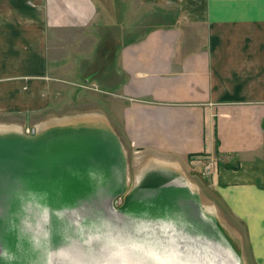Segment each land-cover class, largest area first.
<instances>
[{
  "label": "crops",
  "instance_id": "crops-1",
  "mask_svg": "<svg viewBox=\"0 0 264 264\" xmlns=\"http://www.w3.org/2000/svg\"><path fill=\"white\" fill-rule=\"evenodd\" d=\"M79 79L94 108L53 116ZM9 167L120 195L176 264H264V0H0V201Z\"/></svg>",
  "mask_w": 264,
  "mask_h": 264
},
{
  "label": "rangeland",
  "instance_id": "rangeland-1",
  "mask_svg": "<svg viewBox=\"0 0 264 264\" xmlns=\"http://www.w3.org/2000/svg\"><path fill=\"white\" fill-rule=\"evenodd\" d=\"M136 26H138L136 24ZM110 42V41H109ZM63 94H60V97L58 102L65 101L64 95L68 97V100L65 101V103L61 104L60 110L56 109V112L53 110V116L59 115L62 112L67 111H75L78 110L81 105H86L88 108H94L95 99L94 95L96 94V91L94 89H86L85 84L79 79L78 84L74 86H70V88L62 89ZM91 91V92H89ZM86 92H88V98H84V100H80V97H87ZM86 103V104H85ZM80 105V106H79ZM63 108H65L63 110ZM76 108V109H75ZM15 121H10L9 123H13ZM23 123L24 125V131L29 132L31 122H36V120H22V121H16V123ZM29 124V125H28ZM129 150V149H128ZM129 161L132 163V166L137 165L138 163L135 162L134 159L131 160L130 155L132 154V151L129 150ZM133 157V156H131ZM135 162V163H134ZM134 163V164H133ZM9 174H8V189H7V207L5 209L7 213V217H0V222L2 221V228L7 227V233L4 232L5 239L7 241L6 249L10 251H18L19 253V259L18 262L20 264H55L54 262H48V251L51 247V250H54L55 247H52L54 245L62 244L63 240L67 241L64 242V245L67 247L68 250H74V253L78 254L81 253L80 246L84 243V236L89 241L96 240L95 236L96 233L94 230H98L99 226L102 223L108 224L106 226H114V224L120 225L119 218L117 216L110 215V218L106 219V217L109 216H103L100 217L99 215L95 214L92 211L94 210V207L96 210L99 211L100 206H102V203L105 202V200H99L98 198H89V199H83L82 201H75L71 204L72 207V214L66 216L65 214L55 215V214H48L46 213L43 215V207L45 205H49L54 209L60 210L62 207H65V205L70 206L69 200L62 199H49V200H38L33 199L29 201V198L25 200L26 198H23L22 196V188L27 186L28 183L25 182V178H21L19 182H16L19 180V174L24 172L26 169H20L15 168L11 169L9 168ZM31 171V169H29ZM75 184H73L74 186ZM64 185H61L60 190L63 191ZM27 192V191H26ZM58 194V193H56ZM54 194V195H56ZM30 193L24 194V196H29ZM61 195H64L61 193ZM93 197H96V194H92ZM117 204L119 205L121 203V196H116ZM115 199V200H116ZM20 200V201H19ZM29 202L33 203L31 205ZM40 206V210H36V205ZM83 206V209H80L78 211H74L76 209H79ZM30 207L32 209H30ZM67 208V207H66ZM71 210V211H72ZM55 211V210H53ZM52 211V212H53ZM57 213H63L62 211H57ZM67 225V226H65ZM228 227L231 230H233L237 235L241 236L242 240V231L238 226H235L231 224L229 226V223L227 224ZM1 227V223H0ZM3 228V230H4ZM57 240V241H56ZM18 241V243H17ZM24 242L25 246L22 248H13L12 246H18L19 243ZM244 243V241H242ZM11 247V248H9ZM63 248V247H62ZM96 247L93 251V255L95 254ZM44 252H45V258H44ZM18 253L16 256L18 257ZM30 254V255H29ZM100 255L93 256L92 259H90V264H100L97 263L100 260ZM46 259V261H45ZM75 259V258H73ZM8 261H10V256L8 257ZM47 262V263H46ZM250 264L252 262L249 261Z\"/></svg>",
  "mask_w": 264,
  "mask_h": 264
},
{
  "label": "water",
  "instance_id": "water-1",
  "mask_svg": "<svg viewBox=\"0 0 264 264\" xmlns=\"http://www.w3.org/2000/svg\"><path fill=\"white\" fill-rule=\"evenodd\" d=\"M11 169H15V167H9ZM8 169V173H9ZM9 185V184H8ZM62 184H30L29 189L27 190V193L33 192L31 188H39L40 191V197L36 199L40 200H49V199H66L69 200L70 206L62 207V209L57 210L49 206L48 204L43 207V215L46 213L52 215H60V214H68L71 215L73 210L71 204L75 201H82L85 198H81V189L85 188L86 185L76 183L74 186L72 184V188L69 189L68 192H66L63 188V191L60 190ZM50 190L49 193H46L47 190ZM46 195H49V197L45 198ZM58 193V194H56ZM63 193L64 195H61ZM56 194V195H54ZM37 195V193H30V197ZM22 196H24V193H22ZM29 196L26 197L29 198ZM33 200V198H29V201ZM7 201V200H6ZM6 201H0L4 205V209L2 210L4 212V217H7V213L5 211L7 205ZM20 201V200H19ZM31 205L33 203L29 202ZM117 199L115 200H105L104 203H102V206H100L99 211L96 210L94 207L95 214L99 215L100 217L103 216H109L106 217V219L110 218V215L117 216L119 218L120 225L114 224V226H106L108 224L102 223L98 230H94L96 233V240L89 241L86 236H84V243L81 244L80 249L81 253H74V250H68L67 247L64 245V242L67 241L68 238H66V241L63 240V243L54 245L52 247H55L54 250H51V247L48 251V262H54L55 264H90V259H92L93 256L100 255V261L97 263L100 264H176L175 263V256L172 255L168 260L164 256L161 255V250L159 247L156 248L155 245H151L154 239L149 240L148 235L144 234V238L142 236L140 237V234L137 232L139 228L135 227L126 216H123L119 214L116 205ZM36 210H40L39 204L36 205ZM67 207V208H66ZM30 209L34 210L33 207ZM80 209H83V206L79 209H76L74 211H78ZM55 210V211H53ZM72 210V211H71ZM53 211V212H52ZM57 211H62L63 213H57ZM3 215H0V217H3ZM66 215V216H68ZM1 223V248L0 251L4 252V257L7 261V264H20L18 262L19 259V253L18 251H8L6 249L7 241L4 236V232L7 233V227L2 228V221ZM67 226V225H65ZM57 241V240H56ZM18 243V241H17ZM157 246H159L160 242L155 241L154 242ZM25 243L21 242L18 244V246L14 245L13 248H22ZM151 245L152 249H150L148 252L145 253V249ZM182 249L184 247L183 244L179 245ZM63 247V248H62ZM96 247L95 254L93 255V251ZM11 248V247H9ZM18 253V257L16 254ZM30 255V254H29ZM10 256V261H8V257ZM44 258H45V252H44ZM75 258V259H73ZM46 261V259H45ZM47 263V262H46Z\"/></svg>",
  "mask_w": 264,
  "mask_h": 264
},
{
  "label": "built area",
  "instance_id": "built-area-1",
  "mask_svg": "<svg viewBox=\"0 0 264 264\" xmlns=\"http://www.w3.org/2000/svg\"><path fill=\"white\" fill-rule=\"evenodd\" d=\"M202 159L205 160V162H202L203 163V172L207 175V174H212L216 167H217V163H216V159L215 158H212L210 156H205L204 158H196V161L197 162H200Z\"/></svg>",
  "mask_w": 264,
  "mask_h": 264
},
{
  "label": "clouds",
  "instance_id": "clouds-1",
  "mask_svg": "<svg viewBox=\"0 0 264 264\" xmlns=\"http://www.w3.org/2000/svg\"><path fill=\"white\" fill-rule=\"evenodd\" d=\"M162 228H163V226H162Z\"/></svg>",
  "mask_w": 264,
  "mask_h": 264
}]
</instances>
